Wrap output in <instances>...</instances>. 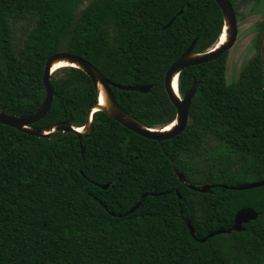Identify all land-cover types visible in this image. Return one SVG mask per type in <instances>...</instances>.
<instances>
[{
  "label": "trees",
  "instance_id": "1",
  "mask_svg": "<svg viewBox=\"0 0 264 264\" xmlns=\"http://www.w3.org/2000/svg\"><path fill=\"white\" fill-rule=\"evenodd\" d=\"M222 28L214 0H0V109L35 112L44 65L65 52L112 83L151 86L111 90L141 124L163 128L176 116L167 69L195 39V53L211 48ZM263 29L236 81H226L228 53L182 71L180 94L196 91L175 139H145L96 112L82 156L72 133L37 138L0 124V264H264V186L199 193L174 172L197 187L264 179ZM51 86V107L33 126L71 118L83 127L98 101L88 76L61 68ZM145 193L154 195L126 214ZM243 208L259 213L244 231L199 242L231 228Z\"/></svg>",
  "mask_w": 264,
  "mask_h": 264
},
{
  "label": "water",
  "instance_id": "2",
  "mask_svg": "<svg viewBox=\"0 0 264 264\" xmlns=\"http://www.w3.org/2000/svg\"><path fill=\"white\" fill-rule=\"evenodd\" d=\"M221 10L223 18V28L218 41L208 50L200 53L194 52V46L197 39H195L191 45L185 50V52L167 69L164 76V89L165 92L176 110L175 119L169 125L163 128H148L137 121L134 117L123 110L115 99V96L111 88H115L122 91H132L141 94H147L151 90V86H123L112 83L92 64L79 56L72 55L65 52H59L50 57L45 65L43 71V85L46 90V97L42 105L33 113L25 116H17L7 113L0 109V124L13 128L21 133L37 137V138H55L60 133H72L79 141L81 155L84 156L83 138L91 136L94 130L93 114L96 112H103L118 124L126 128L127 130L152 141H167L177 138L187 127L189 122V110L192 100L195 96L196 83L184 94L179 92V78L183 70L215 61L223 54L229 52L235 45L238 37V22L235 16V12L229 0H214ZM225 31V41L219 44L222 33ZM260 57L262 61V87L264 90V29L260 37ZM59 63L68 64L67 67L76 68L82 71L91 80L96 96L97 104L92 106L86 116V122L82 131H78L76 127L71 124V118L67 121L57 123L46 127H34L33 125L41 121L48 113L51 104L53 102V88L51 86V75L58 69L65 68L59 67L53 69L55 65ZM174 80H176V89L174 88ZM102 97L103 103L100 104V98ZM168 127V129H165ZM174 172L181 183L186 185L189 189H192L199 193H208L214 187H221L232 191H243L247 189L259 188L264 186V179L260 181L240 183L233 186L215 185V186H193L185 176L174 168ZM108 185L103 186V189H107ZM177 193L178 199H181L179 192ZM152 193H145L139 199V201L126 213H133L143 202L147 196H152ZM259 213L255 212L251 208H243L239 210L233 220V225L228 230H217L207 235L206 238L200 239L199 242L204 243L207 238L213 237L218 234H230L231 232L244 231V225L251 221H255ZM186 226L190 230L192 236H194V230L191 224L186 221Z\"/></svg>",
  "mask_w": 264,
  "mask_h": 264
},
{
  "label": "rangeland",
  "instance_id": "3",
  "mask_svg": "<svg viewBox=\"0 0 264 264\" xmlns=\"http://www.w3.org/2000/svg\"><path fill=\"white\" fill-rule=\"evenodd\" d=\"M247 20H238V37L234 47L227 54L226 81L232 83L247 60L255 53L253 41L257 36V25L253 23V10L241 12ZM247 14V15H246ZM81 130V128H80Z\"/></svg>",
  "mask_w": 264,
  "mask_h": 264
},
{
  "label": "flooded vegetation",
  "instance_id": "4",
  "mask_svg": "<svg viewBox=\"0 0 264 264\" xmlns=\"http://www.w3.org/2000/svg\"><path fill=\"white\" fill-rule=\"evenodd\" d=\"M233 10L235 12V16L238 20H247V17L244 16L241 12L244 10L251 11L253 10V23L256 25L260 23H264V0H229ZM247 15V14H246ZM229 53V52H227Z\"/></svg>",
  "mask_w": 264,
  "mask_h": 264
},
{
  "label": "bare ground",
  "instance_id": "5",
  "mask_svg": "<svg viewBox=\"0 0 264 264\" xmlns=\"http://www.w3.org/2000/svg\"><path fill=\"white\" fill-rule=\"evenodd\" d=\"M225 37H226V35H225V31H224V32L222 33V37L220 38V42H219V44H222V43L225 41ZM67 66H68V64H65V63H59L58 65H55L53 69H57V68H59V67H67ZM173 85H174V88L176 89V80H174ZM102 103H103V100H102V97H101V98H100V104H102ZM165 129H168V127H166ZM77 130H78V131H82V129L80 130V128H77Z\"/></svg>",
  "mask_w": 264,
  "mask_h": 264
}]
</instances>
